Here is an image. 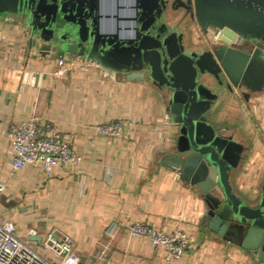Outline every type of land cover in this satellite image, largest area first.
<instances>
[{"label": "crops", "instance_id": "obj_1", "mask_svg": "<svg viewBox=\"0 0 264 264\" xmlns=\"http://www.w3.org/2000/svg\"><path fill=\"white\" fill-rule=\"evenodd\" d=\"M129 4L118 10L120 16L132 15ZM116 11L115 0H104L102 12L111 15L106 26H114ZM180 15L168 12L167 24L179 26ZM192 35L201 45L212 41L211 34L194 27ZM59 60L29 50L20 29L0 19V223L12 221L16 235L41 254L40 241L48 233L69 236L79 264H162L160 247L126 233L124 225L135 221L188 233L189 245L174 264H264L234 241L205 230L201 195L162 164L165 151L172 153L176 128L165 127L166 112L155 87L110 75L85 60H64L63 73L55 76ZM32 114L52 121L69 137L82 157L78 166L58 165L49 176L32 164L12 170L8 127ZM212 119L241 145L239 164L230 174L233 189L259 197L264 90L246 98L239 92L223 96ZM114 120L125 125L121 135L96 132L95 125ZM111 221L122 225L114 237L105 233Z\"/></svg>", "mask_w": 264, "mask_h": 264}, {"label": "water", "instance_id": "obj_2", "mask_svg": "<svg viewBox=\"0 0 264 264\" xmlns=\"http://www.w3.org/2000/svg\"><path fill=\"white\" fill-rule=\"evenodd\" d=\"M191 1L195 25L214 34L207 45L192 26L167 24L162 0H115L114 26L104 0H0V19L42 57L85 60L155 87L176 128L162 164L201 195L205 230L264 261V179L259 197L236 193L230 174L241 145L212 119L223 96L264 90V0ZM127 2L132 15L120 16Z\"/></svg>", "mask_w": 264, "mask_h": 264}, {"label": "built area", "instance_id": "obj_3", "mask_svg": "<svg viewBox=\"0 0 264 264\" xmlns=\"http://www.w3.org/2000/svg\"><path fill=\"white\" fill-rule=\"evenodd\" d=\"M64 63L62 59L58 61L61 68L53 72L55 76L63 73ZM164 125L173 126L167 115L164 117ZM94 128L99 135L115 137L124 132L125 125L120 120H114L99 123ZM7 139L10 166L14 171L32 164L42 167L44 174L49 176L58 165L76 167L82 161L81 155L71 146L68 136L61 134L52 121L40 119L33 114L24 122L11 124L7 130ZM3 189L4 185L0 183V192ZM121 228L120 223L111 221L105 233L114 237ZM124 229L129 237L144 238L160 247L163 250L162 264H174L182 257L190 242L188 233L182 228L166 232L149 223L135 221L124 225ZM30 234L34 235L35 231L31 229ZM40 246L45 254L39 253L27 241L19 238L12 221L0 223V264H79L73 241L67 235L56 238L52 231L40 241ZM47 253L51 255L47 256Z\"/></svg>", "mask_w": 264, "mask_h": 264}, {"label": "flooded vegetation", "instance_id": "obj_4", "mask_svg": "<svg viewBox=\"0 0 264 264\" xmlns=\"http://www.w3.org/2000/svg\"><path fill=\"white\" fill-rule=\"evenodd\" d=\"M163 4H166L167 10L166 14L168 12H178L180 13V25L178 26L182 31L187 30L189 26H192L196 29H199L201 33H203L205 36H208L211 34L210 37L214 36L212 34L213 32L211 29L207 34H205L197 25H195V21L193 20L191 16V10H192V1L191 0H162ZM132 13V12H131ZM182 23V24H181ZM208 42H211V39L208 40Z\"/></svg>", "mask_w": 264, "mask_h": 264}]
</instances>
